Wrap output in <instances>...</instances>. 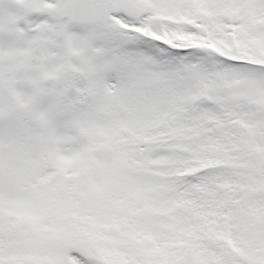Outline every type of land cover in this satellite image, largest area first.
<instances>
[{"label":"snow or ice","instance_id":"1","mask_svg":"<svg viewBox=\"0 0 264 264\" xmlns=\"http://www.w3.org/2000/svg\"><path fill=\"white\" fill-rule=\"evenodd\" d=\"M0 264H264V0H0Z\"/></svg>","mask_w":264,"mask_h":264}]
</instances>
